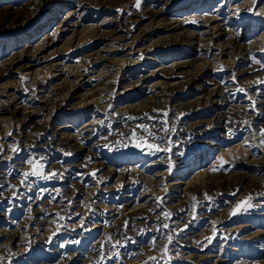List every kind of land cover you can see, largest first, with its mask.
Instances as JSON below:
<instances>
[{
	"label": "bare ground",
	"instance_id": "obj_1",
	"mask_svg": "<svg viewBox=\"0 0 264 264\" xmlns=\"http://www.w3.org/2000/svg\"><path fill=\"white\" fill-rule=\"evenodd\" d=\"M262 130L264 0H0V264H264Z\"/></svg>",
	"mask_w": 264,
	"mask_h": 264
},
{
	"label": "rangeland",
	"instance_id": "obj_2",
	"mask_svg": "<svg viewBox=\"0 0 264 264\" xmlns=\"http://www.w3.org/2000/svg\"><path fill=\"white\" fill-rule=\"evenodd\" d=\"M162 109H164L163 107H161ZM161 108H158V110L159 109H161ZM158 110H154L155 111V113H154V115L156 114V117L158 118V119H160L161 121H164L163 123L161 122L160 123V125H159V123H157V126L155 125L156 123H152V122H150L151 123V125L152 126H149L148 127V125H146L145 126V128H147L148 129V131L146 132H142L141 134H136L134 137H132V139H129V142H126L125 140H122V142H124L123 144H126V145H130L129 147H131V146H134V147H136L135 145L136 144H140L141 146H146L145 144H151V145H154V146H156V145H158V146H160V145H162V146H160V147H163L164 149L167 147L168 149L171 147V148H173L174 147V145L173 144H168V142L163 138V140L162 141H164V142H166V143H158L157 142V140H156V138L154 139V138H150V137H152L153 135H154V133L156 132V133H158V132H162V134H163V132L165 133V134H170V132L172 131V129H171V127H172V125H173V123H171V124H169L168 126L167 125H165V123L166 122H170L169 120H168V116L170 115L169 113L167 114V112L166 111H164V110H162V111H158ZM157 112H160V113H157ZM164 112L167 114L166 116L164 115ZM163 114V115H162ZM162 115V116H161ZM164 116V117H163ZM142 120H140V122H141ZM130 125V123H128V126ZM128 126H125L126 128L125 129H127V127ZM153 126H155L153 129H152V127ZM165 126V127H164ZM171 126V127H170ZM160 127V128H159ZM164 127V128H163ZM167 127V128H166ZM137 127H135V126H133V125H131V127L129 126L128 127V130L130 131H134V130H132V129H136ZM151 128V129H150ZM166 131H165V130ZM170 129H171V131H170ZM128 130L126 131V132H128ZM154 132H153V131ZM164 130V131H163ZM169 130V131H168ZM152 131V132H151ZM148 132H150V133H148ZM179 132V131H178ZM146 134H147V136H146ZM142 135V136H141ZM144 135V136H143ZM150 135V136H149ZM147 137V138H146ZM149 137V138H148ZM168 138H169V136H168ZM153 140H155V141H153ZM172 140H174L173 138H171V141ZM144 141H146L147 143H145ZM151 141H152V143H151ZM132 144V145H131ZM167 145H170V146H167ZM138 148V147H137ZM130 150V149H129ZM133 151H135V149H133ZM184 156H186V157H188V158H190V157H192V154H190V153H186ZM190 156V157H189ZM10 184H11V182H10ZM8 185L9 184H7V186L4 188V191H3V189L0 191L1 192V195H0V199L2 198V200L4 201V197H6V199L8 198L9 199V197L10 198H13L14 196H16V195H18V194H20L21 192H19L17 189L15 190V188H14V185H10L9 187H8ZM10 187H11V189H10ZM10 190H12L13 192H14V190L16 191V192H12V191H10ZM10 192V193H9ZM12 192V193H11ZM4 195H3V194ZM9 193V194H8ZM11 194H14V195H12V197H11ZM9 196V197H8ZM2 202V201H1ZM7 263V262H6Z\"/></svg>",
	"mask_w": 264,
	"mask_h": 264
},
{
	"label": "snow or ice",
	"instance_id": "obj_3",
	"mask_svg": "<svg viewBox=\"0 0 264 264\" xmlns=\"http://www.w3.org/2000/svg\"><path fill=\"white\" fill-rule=\"evenodd\" d=\"M136 7H139V3H137ZM145 131H148V129L145 128ZM261 134L264 135V130H262ZM145 143H147V142H145ZM135 146L136 147H141L140 144H136ZM147 147L149 149H152V148L155 147L156 150H159L158 146H154V145H151V144H148ZM13 151H17V149H13ZM224 163H226V162L221 160V164L223 165ZM58 175L59 174L57 172H55V171H52V172H49V173L46 174L45 173V166L43 164H36L35 162H33V170H32V172L31 173H28V172L24 173V176L26 178L29 177V176H33V177H38V178L49 179L51 177H56ZM251 199H252L251 197H248L246 200L241 201L239 204H237L236 209L233 211V215H236L237 212L241 211L242 209L246 211L247 209L251 208L253 206L250 203ZM165 215L167 216V214H165ZM165 227H167V225H165ZM168 240L171 243L172 237L169 236ZM77 243H79V242L77 241ZM165 252H167V249H165Z\"/></svg>",
	"mask_w": 264,
	"mask_h": 264
}]
</instances>
